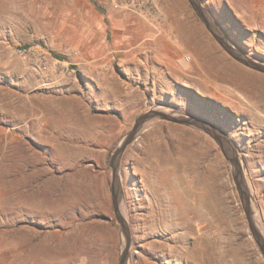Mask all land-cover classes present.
Returning <instances> with one entry per match:
<instances>
[{
	"label": "rangeland",
	"instance_id": "obj_1",
	"mask_svg": "<svg viewBox=\"0 0 264 264\" xmlns=\"http://www.w3.org/2000/svg\"><path fill=\"white\" fill-rule=\"evenodd\" d=\"M150 1L136 11L124 0H0V264H120L117 213L130 231L129 264H201L182 256L193 247L194 233L181 236L194 231L193 217L144 229L151 204L170 198L174 143L205 150L196 166L209 181L215 172L209 237L223 264H264V152L250 157L257 142L240 105L245 92L215 95L205 80L213 67L194 42L202 31L264 90V74L219 41L264 63V0H195L210 26L190 0ZM171 107L212 123L231 144L152 116L118 153L139 117ZM227 147L242 155L233 167Z\"/></svg>",
	"mask_w": 264,
	"mask_h": 264
},
{
	"label": "bare ground",
	"instance_id": "obj_2",
	"mask_svg": "<svg viewBox=\"0 0 264 264\" xmlns=\"http://www.w3.org/2000/svg\"><path fill=\"white\" fill-rule=\"evenodd\" d=\"M192 32H195V29H193ZM200 34L202 38H200L198 35V37L195 38L196 40L194 42L198 47L199 54L204 57L205 61H207V64L210 67H213L214 72H211L209 75H207L205 79L209 81L211 90L215 92V95H221L223 92H226L237 97L241 96L237 94L239 91L236 93V90H242L243 92H245L244 96L246 101L242 99L240 101V105L242 106L244 113L252 119L251 122L253 123V127L255 128V132L252 137L253 140H256L257 144L254 146V150L250 155V157L255 160V158L261 157L257 154V151L264 152V140H261V136L264 135V116H259L258 112L256 111L257 109L260 112H264V90H261L263 87L258 84L259 82L256 81L257 78L254 77V74L252 75L250 71L242 68L241 66L227 62L221 56H217L215 47L206 39L207 36H205L202 31H200ZM223 43H225L226 45L224 46ZM221 44L222 46H224L226 52L231 56H233L232 54L237 53L233 51L230 48V45H227L228 43H226L224 40L221 41ZM249 61L252 64L258 65L260 69H255L254 67H251L245 63L244 65L257 70L261 74H264V63L255 62L252 59H249ZM225 83H231L236 87L232 90L227 89L223 85ZM250 87L259 89V91H250ZM249 93H251V95H249ZM251 98L255 100L254 103H252ZM248 103H252L253 106L248 105ZM162 109L164 110V108ZM168 113L172 121L175 123L194 128L192 125H188L189 123L187 124V122H191L203 128V130L208 131V129H211L215 132L213 124L208 122L207 120L199 119L187 112L185 113L172 107L169 108ZM195 129H198V127H195ZM192 131L194 130L192 129ZM197 133H200L201 136H204L202 132ZM215 134L222 137L220 133L215 132ZM222 140L229 141V143L231 144L230 139L226 136H223ZM244 147L249 150V146ZM230 148L227 147L228 154H226V158L228 159V161H230V167H233V164L236 165L237 159L241 158L242 155L236 152V150L234 149L236 148L235 146L234 148ZM204 151L202 148L200 149L192 146H189L182 151L180 146L174 143L167 159V162L171 163L172 165V167L170 168L168 185H166V191L169 194L170 198H164V196H162V202L158 201L157 204H151L150 214L143 219L144 229L147 231H153L157 229V224H161V227L164 230L173 229V227L182 224L180 222V219H183V217H193V219H196V225L195 228H193L194 231L192 232L188 230L187 232L185 231L183 235H181L189 236V234L194 233V235H192L194 237L192 242L193 247L184 250L182 256H186L188 260H193V262L194 260H198V262L201 264H207V262L209 264H223V256L219 253V248L217 247L218 244L209 237V230L214 227L215 220H217L216 215H218V183L215 179L216 175L215 172L212 171L210 177L212 181H209L207 180L208 173L199 171V166H196V164H199L202 154L205 153ZM261 161L262 163H264V157L259 162ZM180 167H183L185 170L184 172L186 173L182 177L179 173H177L179 172ZM242 182L244 181L242 180ZM175 250L176 248L172 249L174 253L177 252L176 254H179V252ZM127 264H129V262Z\"/></svg>",
	"mask_w": 264,
	"mask_h": 264
},
{
	"label": "water",
	"instance_id": "obj_3",
	"mask_svg": "<svg viewBox=\"0 0 264 264\" xmlns=\"http://www.w3.org/2000/svg\"><path fill=\"white\" fill-rule=\"evenodd\" d=\"M191 3L194 5V7L197 9V11L199 12V14L203 17L204 21L206 22L207 26H210L209 24V20L206 16V13L205 11L202 9V7L198 4L197 1L195 0H190ZM212 25L214 26V24L212 23ZM215 27V26H214ZM219 41H223L222 39L219 38ZM226 42V41H225ZM227 43V42H226ZM224 46L226 45L225 43H223ZM227 45H230V44H227ZM230 48L236 52V50L234 49V47H232L230 45ZM235 58H237L238 60H240L241 62L251 66V67H254L255 69H260L258 67V65H255V64H252L248 57L244 56L243 57H240L238 56L239 54L236 53V54H232ZM258 64V63H256ZM264 69V68H263ZM264 71V70H263ZM152 116H159V117H162V118H166V119H169L171 120L170 116L167 115V114H164L162 112H158V111H154V112H150V113H147L141 117H139L136 122H135V125L133 127V130L127 135V137L123 140V142L121 143V146L118 148V153L121 154L122 150L126 147L127 144H129L130 142H132V140L134 139V136L136 135L138 129H140L142 127V125L144 124V122L146 120H148V118L152 117ZM114 179H116V168L114 167ZM117 206L116 202H115V207ZM117 216H118V220L120 221V223L122 224V228H123V231H124V234H125V245H124V248L122 250V255H121V261H120V264H127L128 263V253H129V248H130V243H131V238H130V231H129V228H128V225H127V222L125 220L124 217H122L121 215H119V213H117ZM250 220V218H249ZM262 250L264 252V247H262Z\"/></svg>",
	"mask_w": 264,
	"mask_h": 264
},
{
	"label": "built area",
	"instance_id": "obj_4",
	"mask_svg": "<svg viewBox=\"0 0 264 264\" xmlns=\"http://www.w3.org/2000/svg\"><path fill=\"white\" fill-rule=\"evenodd\" d=\"M127 2V6L139 11V10H143L144 8H147L149 6V8H152L151 1L150 0H124Z\"/></svg>",
	"mask_w": 264,
	"mask_h": 264
}]
</instances>
